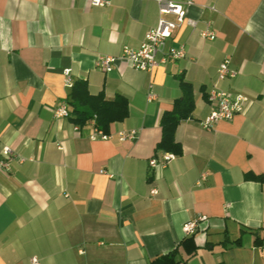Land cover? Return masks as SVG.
Wrapping results in <instances>:
<instances>
[{"label": "crops", "instance_id": "obj_1", "mask_svg": "<svg viewBox=\"0 0 264 264\" xmlns=\"http://www.w3.org/2000/svg\"><path fill=\"white\" fill-rule=\"evenodd\" d=\"M108 1L0 0V161L13 150L0 167V264H150L191 237L183 225L199 216L186 264H264V0H173L197 21L168 41L185 58L153 72L119 59L105 73L98 58L138 49L160 16L156 0ZM208 24L214 40L200 35ZM225 59L234 79H218ZM67 69L91 94L127 99L129 116L108 139L92 140L90 122L55 117L71 92ZM181 78L195 103L175 133L182 154L151 168L165 153L160 120L181 98ZM211 90L249 101L205 129ZM131 131L134 140L121 138Z\"/></svg>", "mask_w": 264, "mask_h": 264}, {"label": "built area", "instance_id": "obj_2", "mask_svg": "<svg viewBox=\"0 0 264 264\" xmlns=\"http://www.w3.org/2000/svg\"><path fill=\"white\" fill-rule=\"evenodd\" d=\"M159 6V20L157 26L145 35V39L138 49L124 47L120 58L104 56L99 57L97 66L105 73L111 72L115 63L119 59L126 60L135 70L142 72H153L156 68L166 64L169 61H178L186 56L184 46L172 47L168 46V41L172 38L174 32L187 24L192 29L197 26V21L187 18L185 4L174 2L173 0H156ZM109 4L108 0H90V5L94 7H103ZM211 10L215 11L214 7ZM171 17V18H170ZM201 37L206 40H214L216 34L210 28V24L201 31ZM218 79L228 80L234 79L238 72L230 66V60L225 59L218 67ZM64 81L67 88L73 87V79L71 77V70L64 71ZM147 100L151 102L155 95L149 86ZM207 101L213 105L212 111L209 116L202 121L201 125L205 129H212L213 126L222 120L232 121L235 116L244 111L245 105L249 99L243 94H236L227 91L211 90L207 94ZM56 118L69 117V105L67 100L61 102L56 108L54 113ZM93 126L94 134L90 136L92 140L95 139H108V136L98 128L96 120L93 118L90 121ZM137 137V132L131 131L121 134L123 140H134ZM4 158L0 161L2 169H8L9 162L13 158V150L9 147L3 149ZM176 155L173 153H164L160 159H151L149 166L151 168L164 167L169 162L174 160ZM23 162L24 159L19 160ZM104 173L103 171H101ZM151 193L155 195L156 190ZM205 216H199L184 223L183 230L187 236H193L198 229L199 223L205 221ZM33 264H39L36 258L32 259Z\"/></svg>", "mask_w": 264, "mask_h": 264}, {"label": "trees", "instance_id": "obj_3", "mask_svg": "<svg viewBox=\"0 0 264 264\" xmlns=\"http://www.w3.org/2000/svg\"><path fill=\"white\" fill-rule=\"evenodd\" d=\"M180 86L181 98L174 102L171 111L164 112L161 117L162 136L157 145L158 151L173 153L176 156L182 154V146L175 139L176 130L182 121L192 116L195 107L192 85L181 78ZM67 103L70 116L74 117V124L83 126L94 118L98 128L105 133L109 132L111 124L122 122L129 116V103L125 97L119 95L109 101L103 93L93 95L89 92L87 82L82 80L73 84ZM193 238V236L185 238L172 251L154 257L150 264H186L197 252ZM180 248L187 251V258L180 259Z\"/></svg>", "mask_w": 264, "mask_h": 264}]
</instances>
